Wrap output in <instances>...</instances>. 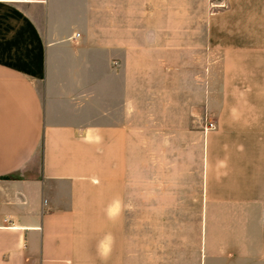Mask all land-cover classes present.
<instances>
[{"label":"crops","instance_id":"0c3cea01","mask_svg":"<svg viewBox=\"0 0 264 264\" xmlns=\"http://www.w3.org/2000/svg\"><path fill=\"white\" fill-rule=\"evenodd\" d=\"M0 264H264V0H0Z\"/></svg>","mask_w":264,"mask_h":264},{"label":"rangeland","instance_id":"374dc122","mask_svg":"<svg viewBox=\"0 0 264 264\" xmlns=\"http://www.w3.org/2000/svg\"><path fill=\"white\" fill-rule=\"evenodd\" d=\"M210 120V118L206 115L204 116V130H205V125L207 124V122ZM212 120V119H211ZM215 121V120H214ZM206 131V130H205ZM134 196H130L128 197V213H129V219L130 221L129 226H128V231L127 234L128 236L132 237V235H143V239L144 242L142 243H138V244H134V243H128V246H138V249L141 252H147L148 253L152 250H159V251H166L165 249H162V247H166L168 245V247H172L175 244H163V243H152V242H147L145 239L147 238L146 236H149L150 234L153 233H158V234H162V233H166L167 231V227L163 226V227H153L151 228V222H152V217H151V211L146 210V207L149 206L150 200L148 197H144L143 198V203H144V210H140L139 212H135L134 211ZM146 204V205H145ZM190 215V222H189V226L186 227V235L190 240V246H191V252H192V256L194 251L197 249L198 245H199V240H200V226L198 225V216H197V212L195 211H190L189 212ZM160 222V221H159ZM166 223V220L163 221V224ZM171 251V248L168 249V251Z\"/></svg>","mask_w":264,"mask_h":264},{"label":"built area","instance_id":"2783aa9c","mask_svg":"<svg viewBox=\"0 0 264 264\" xmlns=\"http://www.w3.org/2000/svg\"><path fill=\"white\" fill-rule=\"evenodd\" d=\"M216 126H217L216 122L210 119L205 125V130L208 131V130L214 129L216 128Z\"/></svg>","mask_w":264,"mask_h":264}]
</instances>
